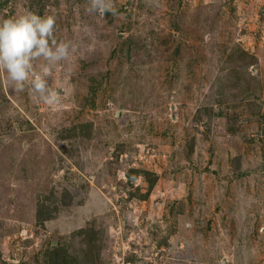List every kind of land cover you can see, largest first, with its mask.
I'll use <instances>...</instances> for the list:
<instances>
[{
  "label": "rangeland",
  "instance_id": "1",
  "mask_svg": "<svg viewBox=\"0 0 264 264\" xmlns=\"http://www.w3.org/2000/svg\"><path fill=\"white\" fill-rule=\"evenodd\" d=\"M112 4L0 0L71 45L0 71V264H264V0Z\"/></svg>",
  "mask_w": 264,
  "mask_h": 264
},
{
  "label": "clouds",
  "instance_id": "2",
  "mask_svg": "<svg viewBox=\"0 0 264 264\" xmlns=\"http://www.w3.org/2000/svg\"><path fill=\"white\" fill-rule=\"evenodd\" d=\"M86 10L100 17L107 13L117 15L112 0H88ZM55 24L54 17L33 12L0 18V71L15 90L23 91L30 83L33 93L50 105L58 102L55 90L48 84L51 66L67 60L71 54L70 43L55 38ZM41 58L46 62L42 74L34 75L33 61Z\"/></svg>",
  "mask_w": 264,
  "mask_h": 264
},
{
  "label": "trees",
  "instance_id": "3",
  "mask_svg": "<svg viewBox=\"0 0 264 264\" xmlns=\"http://www.w3.org/2000/svg\"><path fill=\"white\" fill-rule=\"evenodd\" d=\"M141 173H143V172L141 171ZM50 217H51V214H50V212H49V214H48L47 217H46V220H48Z\"/></svg>",
  "mask_w": 264,
  "mask_h": 264
}]
</instances>
